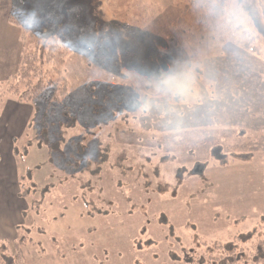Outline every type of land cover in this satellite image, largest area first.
<instances>
[{
    "label": "rangeland",
    "instance_id": "374dc122",
    "mask_svg": "<svg viewBox=\"0 0 264 264\" xmlns=\"http://www.w3.org/2000/svg\"><path fill=\"white\" fill-rule=\"evenodd\" d=\"M22 1L0 6L42 18L75 46L60 64L43 63L68 96L55 106L21 101L30 115L22 109L21 125L7 128L22 178L20 197L2 195L0 262L19 251L20 264H187L186 252L216 255L217 245L258 228L264 237V151L240 156L231 147L264 133V29L251 18L253 0L245 8L226 0L234 22L200 40L181 31L192 0H48L27 9ZM19 26L13 74L36 42ZM9 48L0 53L8 69ZM158 65H171L167 79L187 92L173 95L167 80L131 81L124 70ZM3 73L4 89L13 74ZM10 98L19 100L5 94L1 112ZM215 146L225 147L224 160L212 157Z\"/></svg>",
    "mask_w": 264,
    "mask_h": 264
},
{
    "label": "trees",
    "instance_id": "16d2710c",
    "mask_svg": "<svg viewBox=\"0 0 264 264\" xmlns=\"http://www.w3.org/2000/svg\"><path fill=\"white\" fill-rule=\"evenodd\" d=\"M238 1L245 8L242 0ZM192 2L197 3V6L195 8L187 6V12L184 13V16L179 17L182 23L185 22L181 31H184L186 37L192 40H200L203 37L202 32L207 29L226 28L235 20L228 16L226 0H192ZM252 4V9L256 10V15H249L259 27L261 26L260 28L264 29V0H253ZM8 20L16 25L24 24L23 37L33 36L36 42L34 50L21 56L18 72L8 77L4 89L0 88V99L5 94H10L16 95L24 101L43 99L53 106L60 104V101L68 96L66 82L50 79L43 63L60 64L63 57L75 45L69 44L63 37L58 38L54 33H48L44 28L46 22L42 18L39 19V17L32 15L26 17L20 15L19 17L15 12H10ZM186 28H195L196 30L193 32L190 29L186 32ZM56 92L58 93L56 94ZM58 98H62V100L55 103ZM205 143L206 141L202 144ZM231 147L238 150L237 153L240 156H247L253 151H264V133L254 140L248 138L243 143H236ZM211 152L212 157H217L220 160L226 158V154L223 153L227 152L224 146H215ZM24 191L26 192V190ZM259 232L260 228L256 229L246 241H242L241 237L235 236L234 242L217 245L219 254L215 255L210 251L203 255L186 252L184 257L187 264H264V237L262 234L259 235ZM5 246L7 248L6 243L0 241V248H5ZM1 259L0 264H20L22 254L18 251L15 256L3 255Z\"/></svg>",
    "mask_w": 264,
    "mask_h": 264
},
{
    "label": "crops",
    "instance_id": "0c3cea01",
    "mask_svg": "<svg viewBox=\"0 0 264 264\" xmlns=\"http://www.w3.org/2000/svg\"><path fill=\"white\" fill-rule=\"evenodd\" d=\"M47 1L48 0H23L21 2V7H23V3H26L27 9V7H32L37 4L42 5ZM12 7L14 6L11 3H9V5L0 6V53L5 57L7 46L10 47L7 56L10 55L9 64L11 68L8 69L6 66H0V71H4V75L13 74V72L18 69V60L21 50L20 41L22 28L8 21V12ZM21 101L23 102V100L20 99L16 101L14 98H10L7 102L9 104L4 105L2 112L0 108V205H4L8 202L2 198L4 191L8 193L9 199L13 201L21 196L20 179L22 178V173L18 160L19 156L15 154L11 135L8 137L7 134L8 126L21 125L22 120H19V118L17 119L18 112H21V110L25 108L27 109V117L30 115L31 107L28 103L24 104L21 103ZM13 227L16 228L15 224H13Z\"/></svg>",
    "mask_w": 264,
    "mask_h": 264
},
{
    "label": "clouds",
    "instance_id": "9594fccd",
    "mask_svg": "<svg viewBox=\"0 0 264 264\" xmlns=\"http://www.w3.org/2000/svg\"><path fill=\"white\" fill-rule=\"evenodd\" d=\"M125 71H131L132 72V77H130V80L132 81L133 78H135L136 80H140V81H147V80H151V81H155V82H164L165 80H167V85H166V89L168 91H170L173 95L176 96H180L182 94H184L185 92H187L188 87L186 85V83L184 82H177L173 79H167L169 74L172 72V68L171 65L168 66H157V70L155 73L153 72H149V71H141L138 70L137 68H132V69H124ZM128 88L131 89L132 88V84L130 83L128 85ZM134 91V89H133ZM144 107V103L143 100H136V106H135V111L136 112H140L143 110Z\"/></svg>",
    "mask_w": 264,
    "mask_h": 264
}]
</instances>
